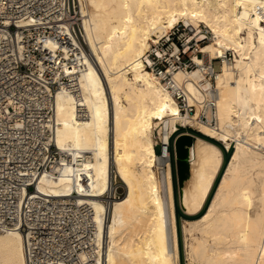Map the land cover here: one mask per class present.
I'll use <instances>...</instances> for the list:
<instances>
[{"label": "bare ground", "instance_id": "1", "mask_svg": "<svg viewBox=\"0 0 264 264\" xmlns=\"http://www.w3.org/2000/svg\"><path fill=\"white\" fill-rule=\"evenodd\" d=\"M79 3L87 47L71 36L81 51L70 53L60 36L66 24L45 40L54 65L62 64L48 124L59 151L36 192L85 206L80 264H179L171 151L159 153L155 138L158 127L170 147L179 125H199L228 151L235 139L223 167L224 148L195 134L180 197L183 212L198 215L183 218L186 250L206 264H264V0ZM181 22L198 40L210 38L193 59L219 68L217 127L198 119L203 109L210 114L204 102L212 86L200 69L175 73L197 105L190 116L145 62L153 44ZM227 49L233 61L213 60ZM118 179L126 186L121 197ZM0 264H27L23 233H0Z\"/></svg>", "mask_w": 264, "mask_h": 264}, {"label": "built area", "instance_id": "2", "mask_svg": "<svg viewBox=\"0 0 264 264\" xmlns=\"http://www.w3.org/2000/svg\"><path fill=\"white\" fill-rule=\"evenodd\" d=\"M61 24L68 26L60 36L70 53L75 48L81 51L71 36L87 47L79 0H0V233H23L27 264H80V255L87 249L84 239L88 236L81 234L87 222L85 206L74 209L71 202H57L36 192L39 177L52 169L59 151L48 124L53 123L54 95L59 88L54 76L62 64L54 65L44 46ZM179 24L153 44L148 51L151 62H145L172 92L181 111L190 116L197 112V105L189 103L175 73L200 69L212 86L204 102L210 114L203 109L198 119L217 127L219 68L215 61L198 64L191 56V52L203 56L199 46L208 38L179 42ZM59 57L68 61L62 54ZM216 59L231 62L235 52L227 49ZM187 126L179 125L171 138ZM160 143L163 153L165 145Z\"/></svg>", "mask_w": 264, "mask_h": 264}, {"label": "rangeland", "instance_id": "3", "mask_svg": "<svg viewBox=\"0 0 264 264\" xmlns=\"http://www.w3.org/2000/svg\"><path fill=\"white\" fill-rule=\"evenodd\" d=\"M183 25H185V24L182 23V22L179 24V28H180V32L181 33L179 34V37H178V40L177 41H179V42L182 41L184 43H193V42L197 41L198 40L197 32L191 30L189 26H186V25L183 26ZM201 28L203 29L202 26H201ZM208 39H206L205 42H201V43H204V44L205 43H209L210 38H208ZM204 44L200 48H202L204 46ZM195 54L196 53L191 52L192 58L195 56ZM196 127H198L199 130L196 129V128H194V127H190V126L181 128L178 132H176L173 135V137L171 138V141H170L171 142V145H170L171 152H173L172 162H171L170 167H171V172L173 170L172 175H173V182H174V199H175V204H176L177 220H178V229H179V245H180L179 264H206L203 260H201L200 257H198V256H191V254L189 253V251L186 250L185 236H184V233H183V223H184L183 218H193V217H196L198 215H194V216L188 215V217H186L187 214H185L183 212V210H182L181 202H180V197H179V187H178V182H177V177H176V163H175V158H174V149L172 147V145H173L172 143H174V140L173 139H175V137L178 134L182 133V132H187V131L188 132H191V133L192 132L193 133L195 132V133H201V134H203L205 136H208V135L205 134L204 130H202L199 127V125L196 126ZM158 130H159V128L156 127V129H155V138H156V140L159 141V144L157 145V148L156 149L160 153L162 146H161V143H160V141H161L160 139L161 138H160V134L158 133L159 132ZM200 131H202V132H200ZM210 138H212V137H210ZM212 139H214V138H212ZM172 140H173V142H172ZM214 140H216V139H214ZM232 140H235V139L232 138L231 139V142H232ZM216 141L220 142L222 140H216ZM233 143H234V141L232 142V145H231V148H230L229 151H226L225 150L224 145L221 142L219 144L224 148L225 153L231 154V152H232V150L234 148L233 147ZM115 185H116V188H117L116 190L118 192V196H120V197L123 196L125 194V192H126L125 183L121 179H118V182ZM178 207H180V209L182 211L181 214L179 213Z\"/></svg>", "mask_w": 264, "mask_h": 264}, {"label": "water", "instance_id": "4", "mask_svg": "<svg viewBox=\"0 0 264 264\" xmlns=\"http://www.w3.org/2000/svg\"><path fill=\"white\" fill-rule=\"evenodd\" d=\"M194 141H195V135L187 132L178 134L174 139L173 149H174V158L176 163V177L179 187V197H181L182 195L181 188L183 187L185 180L188 179L190 176V170H191L190 148L193 145ZM167 149L168 146L165 145L164 147L165 154Z\"/></svg>", "mask_w": 264, "mask_h": 264}, {"label": "trees", "instance_id": "5", "mask_svg": "<svg viewBox=\"0 0 264 264\" xmlns=\"http://www.w3.org/2000/svg\"><path fill=\"white\" fill-rule=\"evenodd\" d=\"M194 133H195V132H194ZM195 134H199V135H201V136H203V137H205V138H207V139H209V140H212V141H214V142H217L218 144L220 143V142H218V141H216V140H214V139H212V138H210V137H208V136H205V135H203V134H201V133H195ZM173 140H174V139H173ZM173 140H172V142H173ZM172 144H173V143H172ZM172 147H173V145H172ZM170 151H171V147H170ZM171 153H172V156H173V152H171ZM229 157H230V154L225 153V158H224L223 167H225V165H226V163H227ZM225 160H226V161H225ZM223 167H222V170H221V172L219 173V175H218V177H217V180H216V182H215V185H214L213 189H215V187H216V183L218 182V180H219V178H220V175H221V173L223 172V169H224ZM213 189H212V191H211V193H210V195H209V197H208V199H207V202H206L204 208L202 209L201 213L205 210V208H206L208 202L210 201V198H211V196H212V194H213ZM178 210H179V213L181 214L182 211H181L180 207H178ZM186 217H188V215H186Z\"/></svg>", "mask_w": 264, "mask_h": 264}]
</instances>
